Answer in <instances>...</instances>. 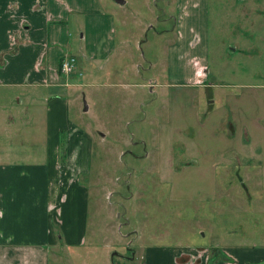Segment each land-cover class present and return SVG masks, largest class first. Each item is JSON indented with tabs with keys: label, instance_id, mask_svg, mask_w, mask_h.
Segmentation results:
<instances>
[{
	"label": "rangeland",
	"instance_id": "1",
	"mask_svg": "<svg viewBox=\"0 0 264 264\" xmlns=\"http://www.w3.org/2000/svg\"><path fill=\"white\" fill-rule=\"evenodd\" d=\"M106 1L116 21V52L94 74L82 59L74 76L80 85L65 89L71 119L94 142L85 243L49 252L50 264H145L148 248L202 243L219 199L227 210L228 191L231 199L235 192L245 198L244 220L264 223V211L255 210L259 201L264 208V192L246 199L240 186L253 188L245 175L263 167L243 159L236 179L232 149L218 138L229 120L221 96L264 94V0L203 1L204 15L200 7L198 13L206 30L199 33L203 41L207 33V67L187 85L185 50L170 47L178 17L188 16L195 1ZM191 60L198 71L199 61ZM211 95L218 96L215 111L205 120ZM188 161L194 169L184 170ZM186 171L205 173L190 193L182 187ZM220 171L225 179H217Z\"/></svg>",
	"mask_w": 264,
	"mask_h": 264
},
{
	"label": "crops",
	"instance_id": "2",
	"mask_svg": "<svg viewBox=\"0 0 264 264\" xmlns=\"http://www.w3.org/2000/svg\"><path fill=\"white\" fill-rule=\"evenodd\" d=\"M194 1L192 12L178 17L177 43L170 47L185 50L191 74L184 85L207 67V33L204 41L199 33L206 25L198 13L200 7L204 15V0ZM106 2L0 0V264H50L49 252L85 243L94 142L71 119L65 89L80 85L74 76L81 74L82 59L94 74L116 52V21ZM64 57L76 59L70 75L59 71ZM217 98L209 96L205 120ZM221 100L227 101L229 120L218 138L232 149L228 163L235 165V178L240 180L243 159L263 167L245 175L253 188L240 182L250 199L253 190L264 192V94L229 93ZM186 164L184 170L194 169L195 162ZM182 178L190 193L202 186L205 173L186 171ZM217 179H225L221 171ZM239 194L231 199L228 191L227 210L219 199L205 242L148 248L145 264H264V223L243 219L246 203ZM255 210L264 211L260 201Z\"/></svg>",
	"mask_w": 264,
	"mask_h": 264
},
{
	"label": "built area",
	"instance_id": "3",
	"mask_svg": "<svg viewBox=\"0 0 264 264\" xmlns=\"http://www.w3.org/2000/svg\"><path fill=\"white\" fill-rule=\"evenodd\" d=\"M75 66L76 59L74 57H64L60 62L59 71L63 75H70L74 71ZM196 82H201V80H197Z\"/></svg>",
	"mask_w": 264,
	"mask_h": 264
},
{
	"label": "water",
	"instance_id": "4",
	"mask_svg": "<svg viewBox=\"0 0 264 264\" xmlns=\"http://www.w3.org/2000/svg\"><path fill=\"white\" fill-rule=\"evenodd\" d=\"M116 4L118 5H124L125 1L124 0H113ZM84 111H87V107L85 106Z\"/></svg>",
	"mask_w": 264,
	"mask_h": 264
}]
</instances>
